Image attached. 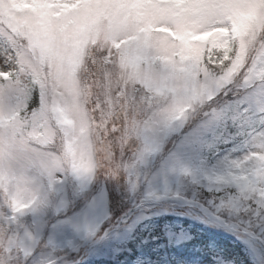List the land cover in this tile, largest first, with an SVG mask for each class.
<instances>
[{
  "label": "snow or ice",
  "instance_id": "6c2138e0",
  "mask_svg": "<svg viewBox=\"0 0 264 264\" xmlns=\"http://www.w3.org/2000/svg\"><path fill=\"white\" fill-rule=\"evenodd\" d=\"M0 264H264V0H0Z\"/></svg>",
  "mask_w": 264,
  "mask_h": 264
}]
</instances>
